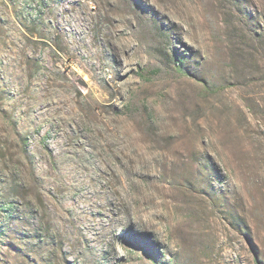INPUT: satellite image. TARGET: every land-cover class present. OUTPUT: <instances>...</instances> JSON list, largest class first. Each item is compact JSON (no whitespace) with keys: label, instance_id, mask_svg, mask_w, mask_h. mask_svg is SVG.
<instances>
[{"label":"rangeland","instance_id":"obj_1","mask_svg":"<svg viewBox=\"0 0 264 264\" xmlns=\"http://www.w3.org/2000/svg\"><path fill=\"white\" fill-rule=\"evenodd\" d=\"M251 244L264 262V0H0V264Z\"/></svg>","mask_w":264,"mask_h":264},{"label":"trees","instance_id":"obj_2","mask_svg":"<svg viewBox=\"0 0 264 264\" xmlns=\"http://www.w3.org/2000/svg\"><path fill=\"white\" fill-rule=\"evenodd\" d=\"M173 59H174V62H175V66H176V70L178 71V73H180L181 75H186L185 74V59L183 58L182 54L180 53H174L173 54ZM206 91H209L210 88H205ZM17 209L16 208H10L8 210V217L11 219H18V216H17ZM233 221L235 222L236 226L240 227V228H243L244 227V222H243V218L236 214L235 216H233ZM252 246V251L255 255V259L257 261V264H264V262L260 261L258 259V254H257V250H256V247H254L253 244H251ZM148 258L151 259L152 261L156 262L155 258L150 255V254H147ZM157 264V263H156Z\"/></svg>","mask_w":264,"mask_h":264}]
</instances>
